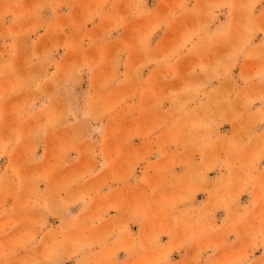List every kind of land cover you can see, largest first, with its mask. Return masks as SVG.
<instances>
[{
    "label": "rangeland",
    "instance_id": "obj_1",
    "mask_svg": "<svg viewBox=\"0 0 264 264\" xmlns=\"http://www.w3.org/2000/svg\"><path fill=\"white\" fill-rule=\"evenodd\" d=\"M0 264H264V0H0Z\"/></svg>",
    "mask_w": 264,
    "mask_h": 264
}]
</instances>
